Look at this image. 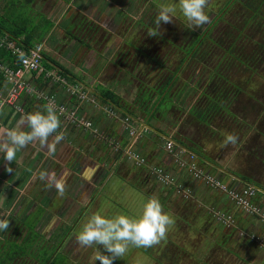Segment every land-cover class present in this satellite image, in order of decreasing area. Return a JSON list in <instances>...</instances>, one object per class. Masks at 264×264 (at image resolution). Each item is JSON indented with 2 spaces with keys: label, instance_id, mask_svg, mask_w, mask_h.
I'll return each instance as SVG.
<instances>
[{
  "label": "crops",
  "instance_id": "obj_1",
  "mask_svg": "<svg viewBox=\"0 0 264 264\" xmlns=\"http://www.w3.org/2000/svg\"><path fill=\"white\" fill-rule=\"evenodd\" d=\"M47 57L49 56L47 55ZM49 58L51 59V57ZM53 61L59 66L54 65L51 60L45 59V63L51 66L50 70L58 72L60 68L66 69L77 76V80L84 85L81 82V76L89 75L86 70L79 69L80 74H77L76 71L73 72L64 66L62 62ZM232 64L240 66L237 65V62ZM108 65H111L109 61ZM111 66L113 68L100 69V75L93 79L91 88L84 85L87 91L96 98L97 105L78 102L69 96L61 85L52 83L44 77L39 78L37 75L31 77L32 82L38 87L54 93L59 103L76 107L80 115L92 122L99 136H95L85 129L64 125L58 116L46 107L43 101H38L26 93L20 97V101L26 108V114L18 113L6 107L0 110V204L5 203V207H8L14 200L13 198L11 202H8L7 195L2 194V191L22 190L23 192L25 190L29 195L33 192V197L36 200L39 199L48 210L49 217L46 223L54 225V218L56 223H60L66 217L64 212L56 211L60 207L61 198H67L69 203L80 200L85 202L83 196L85 191L80 189V185L93 183L103 168L104 173L110 168V171L103 178H99L98 187L95 188L96 186H94L93 193L96 192L94 195L100 198V188L106 186L108 195L105 192L103 195L108 202L116 206L118 203L113 202L111 198L116 201L119 200V203L122 199L132 207L141 208L143 210L142 215L145 216L142 219L133 216L131 220L124 217V214L120 217V221L127 225L126 229L131 233L127 236L128 238L122 237L126 244H129L131 254L136 251L151 255L147 251L153 246L161 243L164 245L171 244L173 241L168 237L171 236L169 232L176 218L175 215L170 214L169 205L177 206L175 209L181 206L187 210L191 209L190 205H192L196 213L199 212L197 228H203L204 233L205 231L210 233L218 242L213 247L212 242L209 246L203 247L202 242L207 238L203 235L199 236L197 242L200 244L195 249L185 246L189 258L181 260L182 263L186 264L189 261L190 264H201L205 260L206 264H264V246L251 237L254 236L260 241H264V221L262 218L256 214L245 213L233 204L225 192L194 178L189 172L178 167L172 155L164 148L165 139H172L179 149L196 158L197 166L204 174L213 176L232 189H241L245 185L254 186L257 189V195L253 202L264 213V123H246L245 118H239L234 110L222 117L227 122L228 115H232L233 122L229 121L230 125L218 123L217 119H215L217 123H213L212 116H218L221 112L213 113L209 110L208 95L211 94L212 87L215 88L218 85L212 83L214 79L210 78L208 74L200 89L198 74L202 71L199 70L197 67L199 65L196 62L193 75L190 78V87L185 88L186 91L189 89L191 98L198 94L197 97L193 98L190 107L192 118L188 123L187 130L183 134L179 133L174 130L172 125L170 127L161 121L155 123L152 118V124L149 123L150 119L147 123H140L147 126L149 130L141 137L142 139L139 137L135 142V149L139 153L142 152L141 154H147L146 158L149 160V164L159 165L167 173L173 175L178 183L188 191L187 196L178 194L174 186L161 185L157 195L137 191L132 186L133 179L126 178L128 176L121 177L124 173L117 170L118 164L122 163L121 161L129 162L130 166H135L134 163L127 158L120 161L111 159L116 155L112 143L118 146L126 145L128 141L127 130L122 126V121L118 123V120L114 119L112 122L108 120L107 114L105 119L100 114V110L111 105L109 102H104L99 96L103 89L111 90L120 97V93L114 90L113 86L116 80L114 77H117L116 72L119 70L115 69L113 74L111 71L114 70V66ZM226 73L228 75L231 71ZM105 78H113L114 80H108V85H106L102 82ZM174 78L173 80H176ZM165 81L166 77L159 79V85ZM171 81L166 87H171ZM221 88L225 89L224 84ZM7 91L8 85L3 82L0 95H5ZM227 93L229 98H227L225 106L228 110H231L233 106H241V110H244L243 106L250 104L249 99L244 96L247 94L245 90L236 92L228 90ZM184 94L182 95L184 96ZM262 94L264 95V88ZM114 108L117 111L118 109L125 111L122 105L121 108ZM206 113V117L202 120V115ZM30 115H33L34 119H31ZM260 116L264 117L263 111ZM155 126L165 128L169 134L161 131V140H159L156 135L159 130ZM168 129L172 130L168 131ZM139 139L141 140L138 141ZM187 154L183 155L185 160H188ZM97 164L99 172L96 171ZM143 168L146 167H141L140 171L144 170ZM135 177L137 176L133 175V178ZM154 197L158 199L156 200ZM190 198L191 200L188 201ZM186 201L190 205L186 204ZM152 202L156 203L158 209L149 217L146 216L147 207ZM216 211H224L232 215L234 222L226 225L216 220L214 217ZM104 213L110 214L107 210H104ZM181 220L178 217V221ZM115 225L117 226V224ZM122 228L119 227L120 230ZM79 231L81 233L79 237L83 234H89L86 233L85 229ZM67 233H69L68 238L72 235L71 229H68ZM197 257H201V259H197ZM181 261L179 263L178 259V264H181Z\"/></svg>",
  "mask_w": 264,
  "mask_h": 264
},
{
  "label": "rangeland",
  "instance_id": "obj_2",
  "mask_svg": "<svg viewBox=\"0 0 264 264\" xmlns=\"http://www.w3.org/2000/svg\"><path fill=\"white\" fill-rule=\"evenodd\" d=\"M17 1L21 2V0ZM131 1L132 2H124V0H69L68 2L67 0H33V3L30 5V9L26 14L21 8L15 10L13 6H11V2H16V0H0V15L4 14L6 20L10 19L11 15H13V18L18 19L17 24L27 23L28 27L34 25V23L36 25H42V28L40 29L42 32L43 29H45V31L47 30V24L51 25V27L53 26L51 30L42 34V40L38 43L43 44L46 55L55 61L62 62L63 65L67 66L71 71H76L77 74H80L79 69L86 70L89 75L81 76V82L88 88H91L90 86L93 84V79L99 77V71L101 68H113L111 65H108V60L100 54L99 46L102 45L101 41L104 43L106 41H111V37L119 38L120 40L117 44H109L111 46L110 50L113 49L116 51L114 58L115 62L119 64L117 66L119 71L116 72L117 77H114L116 80L113 86L114 90L120 93L121 105L125 111H120L119 109L117 111L115 109L116 116L111 118L107 116L103 110H100L102 118L105 119L107 116L109 118L108 120L112 122H114V119H117L118 123H121L126 116H129L134 123H147L149 119L150 123L153 118L155 123H160L161 121L168 124L170 127L172 125L174 130L183 134L187 130L189 126L188 123H190L192 118L190 115L192 109H190V107L193 103V98L198 95L195 94L191 98L189 89L187 91L185 90L186 87H190V78L193 75L195 63L190 64L191 66L188 65L184 70V73L180 72H182L181 70H183L187 64L188 58L193 55L192 53L188 54V51L191 46H194L195 40L191 39L189 36L192 33V30H195L197 26H201V24L205 22L206 16L208 15L203 16V18L199 17L197 22L199 25L196 24L193 26L195 20H192L190 17L179 18V15L176 14L177 11L173 8L174 4L168 2V6L165 7V10L160 9L159 7L148 9L147 7H144L143 0ZM197 1H199L200 10L202 8L218 10L220 6L229 0ZM100 2L105 4L101 5L99 9H95ZM120 2L125 6H129L128 8L131 11L129 13L128 11H125V13H123L125 15L128 13V17H118L119 15L117 14L119 13V10H126L122 9L120 6L117 8L118 12L112 10V7L118 5ZM177 3L178 0L175 1V4ZM4 4L8 5L7 10L4 9ZM210 5L213 7L210 8ZM228 6L229 8L226 9L222 19L218 22V24H221V27L215 29L216 32L211 34V37L218 41L220 40L219 44L225 48L221 49L215 47L216 44H209V47H211V49L214 48L216 52H214V55H209L207 58L203 57L202 59L204 62L201 61L203 66H197L199 67V70L202 71L198 74V79L200 80L199 86L201 89L206 76L208 74L210 75V72L214 69L216 63L220 61L221 54L228 48L229 39L226 36H223L222 32L227 29L228 32H232L229 33L234 37V29H243L248 38H245V36L242 38V36H240L237 44L241 48H243V45H246V55L251 57L250 60L252 62L247 63L248 66L237 63V65L240 66L235 71V66L230 62H226L225 69L229 66L231 68V73L228 75L226 73V75L230 77L231 80L227 81L226 84H224V87L226 85L231 92L245 90L247 94L245 93L246 95L244 96L249 99L248 101L250 104L243 106L245 108L244 110H241V106H233L228 113H225L226 111L223 110L218 116H212V120L213 123H217L215 121V119H217L218 123H228L230 125L229 121L231 123L233 122L232 115H228L226 119L227 122H225L222 117L234 110L239 118H245L246 123H264V117L260 116V113L262 111L264 112V95L262 94V89L264 88V49L259 51L260 53L258 56L254 55V53L257 54L258 52V43L264 42V32H259L256 28L252 29L244 25V20L250 15V11L242 10L238 1L232 0ZM214 16H212V18ZM131 17H140V19L145 20L146 23H155L156 26L153 24L150 25L161 32V35L167 40L162 39L161 42L159 40L157 42L156 40H153L149 43V39L152 40V38L148 39V33H152L148 29L143 30L144 27L135 28L134 30L131 29V31L129 30L128 33H125L131 26ZM8 24L11 25L12 23L8 21ZM228 25H234V27H228ZM151 26L150 28H152ZM110 33L115 36H112ZM153 35L156 34L153 33ZM130 38L136 48L144 49L145 55L142 54L141 51L139 54L134 53V55L132 54V51L127 53V47L130 45L124 44V41L125 39L129 40ZM168 40H174L175 44L173 45ZM185 43H189V45H185ZM87 51L90 56L86 55ZM235 53L237 54V51H235ZM149 54L157 57L158 63H153L154 67L152 64L149 66L151 60H149V57H146V55ZM182 56L184 59L180 64L179 60ZM135 63H137L136 66H134ZM138 64L141 69H138ZM179 66V72L172 73V76L175 77L174 79L176 80L171 82V87H166V82L162 83V86H159V79H162L163 77H172L170 74L165 75V72L172 71L175 67L178 69ZM220 67L221 69H224L223 64H221ZM117 68L114 66V70L111 72L114 74V71ZM108 80L113 81L114 79L105 78L102 82L108 85ZM217 80L218 79L212 80V83H215ZM183 93H185L184 96L182 95ZM158 100L159 105L156 104ZM121 112L124 113L121 114ZM200 125H203V123H200ZM155 127L159 131L166 132V129L163 127ZM170 130L172 129H168V131ZM166 134H169V132H166ZM187 134L189 135V133ZM161 142L163 143V141ZM143 155L146 158L147 154ZM115 156L112 157V159L118 161V158ZM147 161L149 160L147 159ZM121 162V164H118L119 166H117V170L118 172H123L125 174L121 175V177L128 176L126 178L133 179L132 182L135 183L134 189H137V191L140 192H145L146 194H158L161 184L157 181L155 175L149 169V166L153 167L159 165H151L147 162L149 166H145L146 168H143L144 170L140 171V169L130 166L127 161ZM176 165L178 166L177 163ZM131 169L133 171L129 172ZM118 174L120 176V173ZM133 175H136L137 177L133 178ZM103 188H100L99 192L102 198H104L103 193L107 191L106 186ZM182 195L185 196L184 194ZM154 199L157 200L158 198L154 197ZM111 200L118 203V205L112 206H114L120 215L126 213L133 214L130 216L129 220H131L133 216L138 219L145 217L142 215L143 210L141 208H138L137 206L132 207L124 200H120L121 203L113 198H111ZM190 200L191 198L188 199V201ZM188 201H186V204L190 205ZM99 204L101 205L102 203ZM175 207L174 205H169L171 211L169 212L171 215H175L176 219L169 232V235L171 236L168 237V239L173 241L167 247L169 248L166 254L168 260L165 261L159 259L154 254L145 255L140 252H135L133 253L135 254L133 257L134 264H178V259L180 263L181 260L189 258V255L186 253V247L195 249L200 244V242H197L199 241V236L201 237V235H203L207 238V240L202 242L203 247L209 246L211 242L213 247L218 242L215 241L216 238H213L210 233L206 231L204 233L203 228H197L196 223L199 220V216H197L199 215V212L196 213L192 205H190L191 209L188 210L181 206L177 209H175ZM1 208L6 212H10V207ZM92 209L93 207H90L86 212L85 210H77L75 215L70 216V218L67 216L63 218V222L65 223H56V219L54 218V225L42 221V223L38 224L39 226L37 225L35 228V219L31 216H27L26 221H24L26 227L21 225L16 234H14L15 231L13 230V227L11 228L9 226V228L4 231L2 230L3 224H0V256H3V252L5 254L6 251H23L24 249H27L28 254L30 255L25 254L22 257H17L15 260L11 261L10 264H39L37 263L39 262L37 260L39 257H44L45 255L52 254L56 250H59L56 257H59V254L65 255V261L67 264H124V261L116 257V255L115 257L113 256V262L110 261L106 255L109 254V251H105L108 250L107 247L104 245V247H101L99 245V243H102V237H98V240L91 239V234H83L79 237L81 233L77 232L78 225L74 228H69L70 225H64L71 223L75 225L79 220V215L81 216L84 212L87 216H93ZM157 209L156 203L152 202V204L147 207L146 216L151 217ZM36 215L39 217V212H37ZM178 217L182 220L178 221ZM18 221L21 220L16 217L15 222ZM27 225L30 230H28ZM68 229H71L72 235L67 238L69 233L66 234V232ZM102 231L103 228H100L98 233L101 234ZM120 232L123 234L125 233V231L121 230ZM11 233L12 236L10 241L13 242L4 238ZM125 238H128L127 234ZM109 241L106 239L108 244H110ZM221 242L223 243V241ZM120 243V239H118L115 245H119ZM56 247L57 249L55 250ZM181 249L182 251H180ZM132 255L129 253V257ZM62 259L64 260V258ZM197 259H201V257H197ZM205 262L206 261L204 260L201 264H206ZM181 264L184 263L181 261ZM186 264H190V262L188 261Z\"/></svg>",
  "mask_w": 264,
  "mask_h": 264
},
{
  "label": "flooded vegetation",
  "instance_id": "obj_3",
  "mask_svg": "<svg viewBox=\"0 0 264 264\" xmlns=\"http://www.w3.org/2000/svg\"><path fill=\"white\" fill-rule=\"evenodd\" d=\"M119 1H121V0H119ZM125 1L132 2L131 0H124V2ZM175 1L176 0H143V3H144V7H147L148 9H151V8H154V7H159L160 9H163V10H165V7L168 6L167 5L168 2L171 3V4H174L173 5L174 6L173 8L177 11L176 14L179 15V18H181V17H184V18L185 17H188L189 18L190 17L192 20H195V24H193V26L196 25V24H198L197 22L199 20V17L200 18H203V16L208 15V16H206L205 22H203L201 24V26H197V28L195 30H192V33L190 34L189 37H191V39L195 40L200 35H203V36L204 35H206V36L207 35H211L214 32H216L215 29H217L218 27L219 28L221 27V24H218V22L222 19L223 15L225 14L226 9L229 8L228 5H229V3H230L231 0H229L228 2H226L222 6H220L218 10H216V9H213L212 10V8H211V7H213L212 5H210V8H211L210 10H208L206 8H202L200 10L199 1H197V0H178V3L177 4H175ZM103 4H105V3H101V2H100V4L98 3V6L95 9H99L100 6L103 5ZM118 6L122 7V9H126V10H119V13L117 14V15H119L118 17H120V18H122L124 16L128 17V13L131 11L128 8L129 6H125V5H123L120 2V3H118V5L113 6L112 7V10L117 11ZM107 8H108V6H107ZM125 11H128V13L126 15L123 14V13H125ZM212 16H214V17L212 18ZM130 23H131V26L132 27L130 26L128 28V30H126L125 33H128L129 30L131 31V29L134 30L135 28L144 27L143 30H147L148 29L152 33V34H149L148 33V39L149 38H152V40L149 39V43L151 41H153V40H156V42L158 40L161 42L162 39L167 40L165 37H163L161 35L162 34L161 32H159L157 29H154V27L150 25V24H153L152 22L146 23L145 20L140 19V17L139 18H137V17L136 18L131 17ZM153 25H155V23ZM150 26L152 28H150ZM52 27L50 28V30L52 29ZM228 27H232L233 28L234 26L228 25ZM225 30H227V29H225ZM153 33H155L156 35H153ZM233 33L235 34V37H238L239 36L237 29H234V32ZM110 34L112 36H115L112 33H110ZM239 38L237 40L234 39V41H236V42H229L228 48L223 51V53H225L226 57L229 56V53L231 52L230 51V47L231 46L237 45L235 47H239L238 44H237V41L239 40ZM242 38H243V36H242ZM119 40L120 39L117 38V37H114V38L111 37V41H106L104 43L101 41V44L102 45L99 46V48H100L99 49L100 54L103 57H105L111 63V65L115 66L116 68L119 65V64H117L115 62V58H114L115 57V54H116V51L113 50V49L110 50V47H111L110 44H115V43L117 44L119 42ZM168 41L170 43H172L173 45L175 44L174 43V40H168ZM216 41L218 42L217 39H216ZM213 43L216 44L215 42H213ZM124 44H126V45L128 44V45L132 46V47H130V46L127 47L128 48L127 49V53H130L132 51V54L134 55V53L139 54V52L141 51L142 54L145 55L144 49L136 48L135 45L131 42V38L129 40L128 39H125ZM187 44H189V43H185V45H187ZM185 45H183V46H185ZM245 46L246 45H243V48L244 49H246ZM215 47L221 48V49L222 48H225L224 46H221L219 43H217L215 45ZM193 51L194 50L188 51V54L193 53ZM245 52H246V50H245ZM105 54H107V55H105ZM86 55L87 56H90V54H89L88 51H87ZM146 57H149L150 58L149 60H151V63H150L149 66H151V64L153 65V63H158L157 57L151 56L150 54L149 55H146ZM181 59H184V57L182 56ZM180 61L181 60H179V62ZM224 61H226V60H224ZM196 62L198 63V65L203 66L202 63H201V61L199 60V56L196 55V56H193L191 58H188L187 64L185 65L184 69L181 70L182 72H180V73H184V70L188 67V65L194 64ZM139 64H138V69H141V67L139 66ZM180 64H181V62H180ZM136 65H137V63L134 64V66H136ZM153 67H154V65H153ZM179 70H180V66H179L178 69L175 67L172 71H166L165 72V75L170 74V76H172V73H178ZM156 73H155V75H156ZM227 78L229 79V77H227ZM168 80H169V78L166 77V81H165L166 82V85H168L170 83V81L167 82ZM162 83H164V82H162ZM161 84L159 86H162ZM115 153H119V151L118 152H115ZM123 158H125V157H123V156L122 157H119L118 160H120V159L122 160ZM133 167L134 168L141 169V167H137V166H133ZM98 168L99 167H98V164H97L96 165V171L97 172H99ZM103 169H102V171H100L101 172L100 175L97 176L94 179L93 183H91V184L90 183H88V184L82 183L80 185V189L85 191V194L83 195L85 197V202H82L80 200V201H75L74 203H72V202L69 203V201L67 200V198L66 199L61 198L62 200L59 201L60 207L57 208L56 211L59 212V213L64 212V214L67 217L70 218V216L75 215V213H76L77 210H79V211L80 210H85V212H86L88 208L93 207V209H92L93 216H87V214H85V212H84L81 216L79 215V217H78L79 218V220H78L79 223L77 222L75 225L73 223H71V224H65V226L66 225H70L69 228H72V227L74 228V227H76V225H78V231L77 232H80L79 231L80 229H83V230L85 229L86 233L91 234V236H92L91 239H94V240H98V237H102L103 238V239H101V242L102 243H99V245L101 247H104V246L107 247L108 250H105V251H109L108 253L110 255L109 254H106V255L110 259V261H112L113 256L115 257V255H116V257H118V258H120V259H122L124 261V264H131V261H132V264H134L133 257L135 256V254H133V253H132L133 255L131 254L132 256H130L131 257V260H130L129 253H130L131 249L129 247V244H126V242L122 238L123 236L126 237V234H127V236L131 234L126 229V226L127 225H125L124 223H122L120 221L121 215L118 216V214H119L118 211L114 209V206H112L113 205L112 203H110V202L107 201V198L105 196H104V198H102V197L99 198L98 196L96 197L94 195V193H96L95 191L93 193L94 186H96L95 188L98 187L99 178L100 179L103 178L106 175V172H109L110 171L109 170L110 168H108L105 171V173H104V170ZM130 171H133V170L131 169V170H129V172ZM25 192H26L25 190L23 192H22V190H10L8 192H6V191H2L1 192L5 196L7 195L6 197L8 198V202L9 201L11 202V199L14 198L13 203L11 205H8V207H10L9 208V211L10 212H6L5 210H3L1 208V207H5V203H1L0 204V224H3L2 230L5 231L10 226L11 228L13 227V230L15 231L14 234H16L19 231V227L21 225H24L25 226L24 221H26L27 216H31L32 218L35 219L36 222H35L34 228L38 224L42 223V221H45V223H46V221H47V219L49 217L48 216V210H47V208L42 204V202L39 199L36 200L33 197V195H34L33 192H31L32 194H30V195L27 194L28 192H26V193ZM105 193L107 194V191ZM16 197H17V199H16ZM120 200H122V199H120ZM99 203H102V204L100 205ZM39 207H41V208H39ZM104 210H107L108 212H110V214L104 213ZM37 212H39V217L36 215ZM40 212H41V214H40ZM123 216L129 219L131 215L129 213H126ZM16 217H18L21 221L15 222V218ZM115 224H117V226ZM102 227H103L102 233L101 234H97L98 233V230L100 228H102ZM119 227H123L121 229V231H125L124 234L122 232H120ZM27 228H28V230H30V228L28 227V225H27ZM12 233L10 235L6 236V237H4L5 236L4 235L3 237L10 241L11 236H12ZM106 239L108 241L110 240L109 241L110 244H108L106 242ZM118 239H120V242L121 243L119 245H115ZM10 242H13V241H10ZM169 245L170 244L164 245V244L161 243L159 245L153 246L149 250L150 252L149 251H147V252H148V254H154L159 259H162V260L167 261L168 258H167V255L166 254H167V251L169 249V248H167ZM151 250H152V252H151ZM135 252L136 251H134V253Z\"/></svg>",
  "mask_w": 264,
  "mask_h": 264
},
{
  "label": "built area",
  "instance_id": "obj_4",
  "mask_svg": "<svg viewBox=\"0 0 264 264\" xmlns=\"http://www.w3.org/2000/svg\"><path fill=\"white\" fill-rule=\"evenodd\" d=\"M0 48H6L11 51L14 57L12 66L9 63L0 62V73L4 78V82L8 85V91L5 95H0V110L3 108H11L18 113L26 114V108L20 101L23 93L30 95L38 101H43L46 107L53 111L64 125H70L75 128L85 129L90 131L93 135L99 136L96 128L93 127L92 122L78 113L76 107H70L67 104L59 103L54 93H50L45 89L38 87L32 82L31 77L34 75H43L46 80L52 83L61 85L69 96L76 99L78 102H86L97 105L96 98L90 94L86 87L78 81L69 82L68 79L57 71L49 70L44 66L45 51L42 43H34L31 46L16 45L14 41L8 40L6 36H0ZM103 111L110 117H115V108L113 105L106 106ZM34 119L33 115L29 116ZM122 126L125 127L128 133V141L124 146H118L115 143L114 152L122 149L123 157L129 159L137 167H145L148 165L147 159L135 149V142L139 137H142L148 132V127L143 124L133 122V120L126 116L122 120ZM165 150L172 155L175 163L194 178L210 184L212 187L225 192L233 204L248 214L259 215L264 221V213L258 205L253 202L254 197L257 195V189L252 185H245L241 189H232L227 184L222 183L220 180L215 179L211 175L204 174L203 171L197 166L196 158L187 154L186 151L179 149L172 139H165ZM188 155V160H185L183 155ZM149 169L156 176L157 181L164 186H174L178 194L187 196L188 191L185 190L177 179L167 173L160 166H153ZM216 220L223 224L230 225L234 222L232 215L224 211H216L214 213ZM253 240L262 243L257 237L251 236Z\"/></svg>",
  "mask_w": 264,
  "mask_h": 264
},
{
  "label": "trees",
  "instance_id": "obj_5",
  "mask_svg": "<svg viewBox=\"0 0 264 264\" xmlns=\"http://www.w3.org/2000/svg\"><path fill=\"white\" fill-rule=\"evenodd\" d=\"M69 1V0H68ZM232 1V0H231ZM233 1H238L241 4V9L244 11H250V15L244 20V25L248 26L250 28H256L258 29L259 32H264V0H233ZM33 3V0H21V2L17 1L16 2H11V6L16 10L18 8H21L23 12L27 14L28 10L30 9V5ZM18 4V5H17ZM4 9H8V5L4 7ZM17 18H13V15H11L10 19L6 20L4 18V14L0 15V36H6L8 40L14 41L16 45H24L26 47L31 46L32 44L36 42H40L42 40V34L46 33L48 30H50L51 25L47 24V30L43 29V32L40 30L42 25H34L28 27L27 23L23 24H17ZM8 21L12 23L11 25L8 24ZM217 21V20H216ZM215 21V22H216ZM41 22V21H40ZM51 22V21H50ZM49 22V23H50ZM214 22V23H215ZM232 26V25H231ZM234 26V25H233ZM238 30V37H233L231 36L230 33L231 31L228 32V30H224L222 32L223 36H226L229 39V42H236L234 39H238L240 36H246L244 33L243 29H237ZM211 35H200L195 39V44L194 46L190 47V50L193 51V56L198 55L200 61H204L202 58H207L209 55H214L216 52L214 48L211 49L209 47V44L215 45L213 42L216 44L220 42V40L217 42L215 38L210 37ZM189 45V44H188ZM207 46V47H206ZM237 46V45H235ZM231 46L230 47V52L229 56L226 57L225 53L221 54V59L218 61L212 70L210 74V78L212 79H218L214 84L218 85L215 88L212 87V90H210V93L208 95L209 97V110L212 111L213 113L217 112H222L223 110L228 113V109L225 106V102L227 101L228 96V88L225 85V89L221 88L223 84H226L227 81H230L226 76V72L231 71V68L225 69L226 61L230 63L237 62L240 65L245 64L248 66L247 63H251V57H248L246 55V52L244 48L241 47H235ZM206 47V49H205ZM264 49V42H259L258 43V52L257 54L254 53V55L258 56L259 51H262ZM237 51V54L235 53ZM253 52V51H252ZM45 59L51 60V62H54L52 59L47 57V55H44ZM190 57V58H191ZM182 62L183 59H180ZM226 60V61H224ZM14 57L11 54L10 50H7L6 48H0V62L3 63H9L12 66L14 63ZM44 66L50 70L51 66L47 65L45 62L43 63ZM54 65L59 66L55 62L53 63ZM223 64L224 69H221L220 65ZM230 67V66H229ZM238 66L234 67V71L237 70ZM61 75L65 76L69 82H73L77 80V76H75L73 73L69 72L66 69L60 68L58 71ZM43 77V75H39V78ZM173 76L169 78L168 82L173 80ZM3 82L4 78L2 74L0 73V89L3 87ZM212 86V85H211ZM99 96L104 100V102H109L111 103L114 107L121 108V99L118 95H116L114 92L108 89H103L100 93ZM159 105V100L156 103ZM155 104V105H156ZM154 105V106H155ZM207 113L202 115V120L206 117ZM117 158L122 157V149L119 151V153H116ZM68 232V231H67ZM66 232V234H67ZM59 241V239H58ZM57 241V242H58ZM57 247L55 248V250ZM59 252V250H56L54 253L45 255L44 257H39L37 259L39 264H67L65 261L66 256L63 254H59V257H56V254ZM30 255L28 254V250L24 249L23 251H6L5 254L3 252V256H0V264H10L11 261L15 260L17 257H22L23 255ZM33 256V255H32ZM64 258V260L62 259Z\"/></svg>",
  "mask_w": 264,
  "mask_h": 264
},
{
  "label": "water",
  "instance_id": "obj_6",
  "mask_svg": "<svg viewBox=\"0 0 264 264\" xmlns=\"http://www.w3.org/2000/svg\"><path fill=\"white\" fill-rule=\"evenodd\" d=\"M155 131H157V130L155 129ZM156 135L158 136L159 140H161L162 132H161V131H158V132L156 133ZM175 168H176V167H175ZM106 174H107V172H106ZM103 181H104V180H103ZM103 181H102V182H103ZM134 185H135V183L132 184L133 187H134Z\"/></svg>",
  "mask_w": 264,
  "mask_h": 264
},
{
  "label": "clouds",
  "instance_id": "obj_7",
  "mask_svg": "<svg viewBox=\"0 0 264 264\" xmlns=\"http://www.w3.org/2000/svg\"><path fill=\"white\" fill-rule=\"evenodd\" d=\"M76 81H78V80H76ZM79 82V81H78ZM112 105V104H111ZM143 155V154H142ZM123 156V155H122Z\"/></svg>",
  "mask_w": 264,
  "mask_h": 264
}]
</instances>
